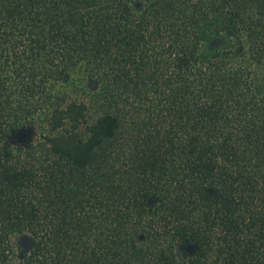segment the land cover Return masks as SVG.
<instances>
[{
    "label": "trees",
    "instance_id": "1",
    "mask_svg": "<svg viewBox=\"0 0 264 264\" xmlns=\"http://www.w3.org/2000/svg\"><path fill=\"white\" fill-rule=\"evenodd\" d=\"M0 264H264V0H0Z\"/></svg>",
    "mask_w": 264,
    "mask_h": 264
},
{
    "label": "water",
    "instance_id": "2",
    "mask_svg": "<svg viewBox=\"0 0 264 264\" xmlns=\"http://www.w3.org/2000/svg\"><path fill=\"white\" fill-rule=\"evenodd\" d=\"M21 242H22L23 245H28L30 243V239L27 236H23L21 238ZM187 249L188 250H191V247L190 246H187Z\"/></svg>",
    "mask_w": 264,
    "mask_h": 264
},
{
    "label": "rangeland",
    "instance_id": "3",
    "mask_svg": "<svg viewBox=\"0 0 264 264\" xmlns=\"http://www.w3.org/2000/svg\"><path fill=\"white\" fill-rule=\"evenodd\" d=\"M91 113H93V112H91ZM91 115V114H90ZM30 134V136L31 137H34L35 135L31 132V133H29ZM24 136V135H23Z\"/></svg>",
    "mask_w": 264,
    "mask_h": 264
}]
</instances>
